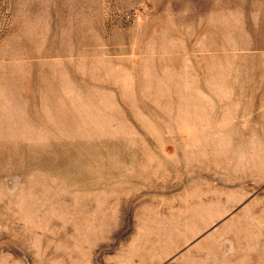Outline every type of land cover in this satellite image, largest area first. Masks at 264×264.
<instances>
[{
  "label": "rangeland",
  "instance_id": "rangeland-1",
  "mask_svg": "<svg viewBox=\"0 0 264 264\" xmlns=\"http://www.w3.org/2000/svg\"><path fill=\"white\" fill-rule=\"evenodd\" d=\"M0 264H264V0H0Z\"/></svg>",
  "mask_w": 264,
  "mask_h": 264
}]
</instances>
